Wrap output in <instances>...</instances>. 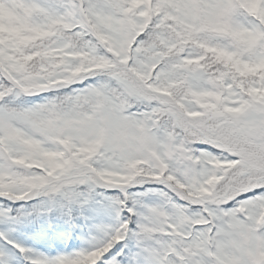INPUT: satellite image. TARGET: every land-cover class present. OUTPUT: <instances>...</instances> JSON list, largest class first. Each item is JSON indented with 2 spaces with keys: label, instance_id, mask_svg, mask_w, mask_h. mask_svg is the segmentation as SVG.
Wrapping results in <instances>:
<instances>
[{
  "label": "snow or ice",
  "instance_id": "obj_1",
  "mask_svg": "<svg viewBox=\"0 0 264 264\" xmlns=\"http://www.w3.org/2000/svg\"><path fill=\"white\" fill-rule=\"evenodd\" d=\"M0 264H264V0H0Z\"/></svg>",
  "mask_w": 264,
  "mask_h": 264
}]
</instances>
